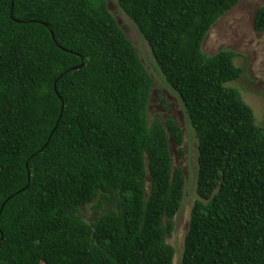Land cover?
<instances>
[{
	"label": "trees",
	"instance_id": "1",
	"mask_svg": "<svg viewBox=\"0 0 264 264\" xmlns=\"http://www.w3.org/2000/svg\"><path fill=\"white\" fill-rule=\"evenodd\" d=\"M109 1L195 138L178 264H264V129L223 85L242 72L235 54L201 51L238 0H0V264H172L183 175L168 138L181 134L149 116L152 79Z\"/></svg>",
	"mask_w": 264,
	"mask_h": 264
},
{
	"label": "rangeland",
	"instance_id": "2",
	"mask_svg": "<svg viewBox=\"0 0 264 264\" xmlns=\"http://www.w3.org/2000/svg\"><path fill=\"white\" fill-rule=\"evenodd\" d=\"M259 5H264V0H238L210 25L201 40V51L212 54L225 49L235 54L232 59L233 64L240 67L242 72L237 78L226 81L223 85L238 93L240 99L251 109L253 123L264 129V30L257 31L252 26L253 11ZM107 8L134 45L152 79L147 105L149 116L159 119L168 117L180 130V143L174 144L168 138V149L171 166L181 169L183 194L178 209L172 216V231L165 239L174 250L172 264H178L179 249L186 230L189 209L196 198L195 138L179 99L164 86L145 41L114 1H109ZM81 214L85 219L90 220L93 219L95 212L86 205L81 209Z\"/></svg>",
	"mask_w": 264,
	"mask_h": 264
},
{
	"label": "water",
	"instance_id": "3",
	"mask_svg": "<svg viewBox=\"0 0 264 264\" xmlns=\"http://www.w3.org/2000/svg\"><path fill=\"white\" fill-rule=\"evenodd\" d=\"M50 35H51V37L53 38V36H52V34H51V33H50ZM79 65H81V63H80ZM73 68H77V66H75V67H73Z\"/></svg>",
	"mask_w": 264,
	"mask_h": 264
}]
</instances>
